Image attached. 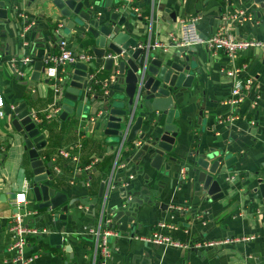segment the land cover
<instances>
[{"label": "crops", "instance_id": "0c3cea01", "mask_svg": "<svg viewBox=\"0 0 264 264\" xmlns=\"http://www.w3.org/2000/svg\"><path fill=\"white\" fill-rule=\"evenodd\" d=\"M0 1L12 5L14 0ZM17 1V7L9 13L12 22L9 25L0 24V85L5 101L4 113L0 117V148L3 149L0 152V194L15 193V199L0 203V264H14L15 252L9 249L13 236L8 231V225L18 211L26 213L23 219L25 226L53 232L64 229L65 232L62 248L50 245L45 234L43 238L29 237L23 251L29 259L27 264H91L96 246L95 237L89 229L97 226L100 220L105 226L104 221L107 219L111 223L106 227L114 233L108 238L110 256L107 264H264V211L260 210L258 201L251 206L248 197L244 196L257 186V177H261L264 182V24L242 20L231 26L236 38L256 42L240 51L236 58V66L241 68L238 77L252 81L244 92L243 100L237 105L228 103L232 80L224 73L227 64L225 54L219 51L213 55L204 44L183 47L189 58L196 60L200 72L191 89L185 90L174 102L179 115L173 119L178 132L171 154L180 164L169 162V170L161 167L156 171L146 160H137V151L123 149L117 157L121 139L105 135L101 127L89 126L88 119L96 113L98 101L89 105L88 112L79 120L75 118L74 111L63 121L54 119L39 126L48 142L40 154L41 158H51L58 148H70L81 137L78 166L89 164L94 157L99 159L91 171L78 173L73 184H69V179L73 175L75 163L68 159H55L61 171L60 177L54 176L51 183L45 181V184L55 191L64 192L67 196L65 204L68 206L66 210L59 207L47 212L46 209L37 210L32 201V193L28 188L32 175L29 158L10 126L9 116L11 108L21 98L28 102L30 110L41 112L55 102V93L48 86L50 83L38 84L31 80L33 63L23 79L9 65L11 59H19L27 54L36 61V48H28L24 46L23 40H18L15 25L22 22L20 16L25 15L35 24L40 21L38 27H45L39 18L45 9L36 4L28 7L27 0ZM131 2V10L123 4L124 10L133 13L128 17L131 30L127 32L145 43L148 40L150 44L161 43L164 47L171 39L169 32L174 31L172 34L175 39L180 35L178 20L181 18L197 17L196 31L200 38L206 39L220 27L222 15L241 10L250 13L252 8L248 0ZM151 16L154 20L152 23ZM44 32H35L32 37L46 38ZM77 36L70 32L62 38L68 41L74 51H88L86 44ZM44 47L51 53L60 50L59 45L55 47L49 40ZM70 66L59 69L63 80L66 73L73 69ZM101 66L97 65L96 70L92 71L98 72V77L97 85L89 88L90 97L101 94L100 82L112 76ZM44 79L46 77L41 74L40 80ZM120 89V85L114 84L108 92L114 94L115 90ZM155 117L160 119L161 124L164 123L163 115ZM198 149L205 152L226 149L230 157H234L230 172L224 174V177L235 176L230 185L233 191H226L224 198L212 201L206 199L207 195L198 193L200 185L189 167ZM116 163H127L128 166L126 169L117 168ZM182 168L186 169V177L181 180L178 177ZM129 174L133 175L132 179L128 178ZM147 179L151 192L146 188ZM123 182H128L126 193L132 200L126 208L121 207L124 199ZM101 183H104V188L99 195ZM19 193H24L27 201L21 210H17L14 204ZM122 211L124 215L119 217ZM117 217L120 219L112 228L111 224ZM131 222L136 223L134 236H125L130 232ZM156 230L186 247L145 241L144 238ZM225 239L233 241L205 245ZM198 243L201 245L197 247ZM67 246H70V251L65 249ZM99 262L97 256V264Z\"/></svg>", "mask_w": 264, "mask_h": 264}, {"label": "water", "instance_id": "95a60500", "mask_svg": "<svg viewBox=\"0 0 264 264\" xmlns=\"http://www.w3.org/2000/svg\"><path fill=\"white\" fill-rule=\"evenodd\" d=\"M27 1L28 7L36 4L42 5L45 9L39 15L45 27H38L40 21H37L25 38L29 44L28 48L32 46L36 48L32 81L38 84L49 83L47 78L40 80V75L45 70L43 59L51 53L44 47L48 40L56 47L62 36L73 32L78 34L77 37L86 44L88 52L93 55V60L88 63L78 62L71 65L73 69L66 73L62 84L59 85L61 87L54 92L56 96L54 103L61 108L58 120H65L67 115L73 114L74 111L75 118L79 120L88 112L89 105L98 101L96 110H102V114L89 123V126L101 127L105 135L119 137L123 149L128 152L137 151L139 155L137 160H146L156 171L161 167L169 170L168 163L171 161L180 164V161L171 154L178 132L173 119L178 118L179 115L178 110L174 108V102L185 90L191 89L196 75L200 72L196 67V60L189 58L186 49L178 47L172 39L166 47L153 48L150 41L147 40L145 43L130 35L127 32L128 29L131 30L128 17L133 13L124 10L123 0ZM248 2L252 6L250 12L253 21L264 24V0H248ZM17 4V0H14L12 5L0 1V24L9 25L12 22L9 13L17 7ZM153 21L151 16L150 22ZM22 25L23 22L15 25L16 37L19 41L23 40L20 35ZM35 32L39 34L44 32L46 38L32 37ZM173 32L168 34L173 35ZM97 65H102V70L111 72L115 76V84L120 85L122 89L115 90L114 94L111 92L105 97L100 94L90 97L89 88L97 85L98 72H92L96 70ZM29 108L28 102L21 98L11 108L9 116L10 126L19 137L29 158L32 175L28 188L32 193V201L36 204L37 210L46 209L49 212L59 207L66 210L68 206L65 204L66 194L55 191L49 184H45V181L51 183L54 180L50 170L52 163L45 162L40 157L48 142L44 132H41L40 125L31 118ZM160 114L164 116L163 124L155 117ZM44 125L46 124L41 126ZM136 139L141 140L142 144L133 148L132 143ZM193 158L189 167L196 176L197 184L200 185L198 192L200 195H207V200L216 201L224 198L226 191H233L230 185L234 178L229 179L230 175L224 177V174L230 172L235 159L230 157L226 149H210L208 152L198 149L194 152ZM148 182L147 179L146 183ZM256 183L257 186L248 190L244 196L248 197L251 206L258 201L260 210L264 211L263 179L257 177ZM103 188L104 183H101L99 195ZM146 188L151 192L150 183ZM11 199H15V193L0 194V203ZM73 202L74 200L70 201V204ZM131 202L132 200H129L127 204ZM123 215L122 211L119 217ZM119 217L114 219L112 228L117 224ZM129 224L130 232L125 236L133 237L136 223ZM64 234V229L59 232L47 229L45 237L50 245L62 248L65 242ZM38 238H43V234ZM65 249L71 250L70 246ZM181 256L183 257L184 253Z\"/></svg>", "mask_w": 264, "mask_h": 264}, {"label": "built area", "instance_id": "2783aa9c", "mask_svg": "<svg viewBox=\"0 0 264 264\" xmlns=\"http://www.w3.org/2000/svg\"><path fill=\"white\" fill-rule=\"evenodd\" d=\"M131 0H123L124 7L133 9L131 6ZM23 27H21L20 35L23 38L24 46L28 45L26 41V36L31 28L34 26V21H29V19L22 15L20 16ZM252 21L253 16L252 13L248 11L241 10L237 13L226 14L221 16V25L220 27L211 35H209L206 39L200 38L196 31V23L198 21L197 17L192 18H181L178 20L180 24L179 36L177 39L174 38L173 35L171 39H173L178 47H190L192 45L204 44L205 47L213 54L216 55L217 52L221 51L225 54L227 59V64L224 66V73L232 80L231 83V91L228 103L231 105L239 104L244 97V92L251 85V79H241L238 77V73L241 68L236 66V58L240 51L247 49L248 47L256 44L254 41H248L243 39L236 38L231 32V26L233 23L241 22V21ZM59 52L50 53L43 59V64L45 66L44 76L48 79L50 86L53 88L54 92H57L62 84L63 78L59 75V69L66 65H73L75 63H88L93 60V55L85 50L74 51L69 47L68 41L64 38L59 40ZM153 48L163 47L161 43L150 44ZM35 61L34 57L30 55H23L19 59H11L9 65L12 67L13 72L21 79L24 78L26 74H28V69L31 64ZM101 84V94L103 97L110 94L108 92L109 88L115 84V76H109L104 81L100 82ZM5 106V101L2 94V89L0 85V117L3 116V108ZM30 116L34 122L38 125L47 124L51 120H58V116L61 112V108L57 106L55 103H52L45 111H37L30 110ZM102 114V110H97L96 113L88 119V122L91 123L97 116ZM81 139V137H80ZM77 140L70 148L61 147L58 148L56 154L51 158H42L45 162L50 161L52 166L50 168L52 174L54 176L60 177V168L57 164L56 158H62L63 160L68 159L70 162L75 163L76 167L73 171V175L71 179H69V184L75 183V177L80 172H88L99 162L97 157L90 159L89 164L84 166H78L79 154L82 147L81 140ZM142 144L141 140H135L132 143V147L140 146ZM123 143L118 147V151L116 153L117 157L120 155V151L123 150ZM3 151L0 148V152ZM117 168H127V163L115 164ZM133 175L129 174L128 178L132 179ZM186 177V169L182 168L179 171V179H184ZM235 176H229V179H233ZM128 179V180H129ZM128 182L122 183L123 190V202L121 204L122 208L127 207V202L131 199L130 195L126 193V187ZM17 198L14 201V204L17 210H21L24 208L27 203L26 197L24 193L17 194ZM26 209H24L25 211ZM26 213L17 212L8 225V231L13 236L12 242L10 243L9 249L15 252V257L13 258L14 264H27L29 259L24 256V248L29 237H38L40 234H45L46 230H39L36 227H29V225L25 226L23 224V219ZM111 220L107 219L104 221L105 226H103V221L100 220L98 225L89 229L90 234L95 237V251L92 257L91 264H97V256L100 259L99 264H107V259L110 256V250L108 245V238L112 236L114 233L110 228L106 226L110 225ZM145 241L152 242L155 244H165L174 247H186V245L182 246L180 243L171 241L165 234L160 233L158 230L151 233L148 237L144 238ZM249 240L250 238H243V240ZM232 239H225L223 241H215L210 243H205L206 246L220 245L225 243L232 242ZM201 244L198 243L197 247Z\"/></svg>", "mask_w": 264, "mask_h": 264}, {"label": "trees", "instance_id": "16d2710c", "mask_svg": "<svg viewBox=\"0 0 264 264\" xmlns=\"http://www.w3.org/2000/svg\"><path fill=\"white\" fill-rule=\"evenodd\" d=\"M50 86V85H49ZM50 88L53 90V88L50 86ZM54 91V90H53Z\"/></svg>", "mask_w": 264, "mask_h": 264}, {"label": "rangeland", "instance_id": "374dc122", "mask_svg": "<svg viewBox=\"0 0 264 264\" xmlns=\"http://www.w3.org/2000/svg\"><path fill=\"white\" fill-rule=\"evenodd\" d=\"M68 36V35H67Z\"/></svg>", "mask_w": 264, "mask_h": 264}]
</instances>
